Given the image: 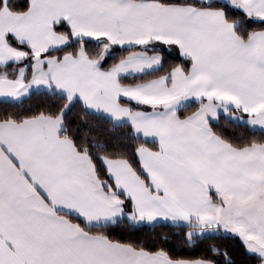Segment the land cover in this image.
Wrapping results in <instances>:
<instances>
[{"label": "snow or ice", "instance_id": "obj_1", "mask_svg": "<svg viewBox=\"0 0 264 264\" xmlns=\"http://www.w3.org/2000/svg\"><path fill=\"white\" fill-rule=\"evenodd\" d=\"M0 264H264V0H0Z\"/></svg>", "mask_w": 264, "mask_h": 264}]
</instances>
